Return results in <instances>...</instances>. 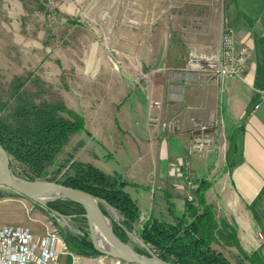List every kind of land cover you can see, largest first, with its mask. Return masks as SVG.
<instances>
[{"label": "crops", "instance_id": "0c3cea01", "mask_svg": "<svg viewBox=\"0 0 264 264\" xmlns=\"http://www.w3.org/2000/svg\"><path fill=\"white\" fill-rule=\"evenodd\" d=\"M152 1L140 14L145 24L138 27L137 45L126 43L136 48L137 70L124 69L122 79L137 74L142 81L126 82L122 96L129 102L95 105L88 126L76 104L66 103L82 117L90 139L88 156L76 150L73 157L119 174L130 183L124 190L140 213L168 223V209L183 210L190 184L185 170L191 171L208 181L204 199L234 228L239 247L257 249L264 259V0H167V8ZM224 30L247 49L241 79L215 77L204 65L218 56ZM149 100L158 106L150 107ZM149 115L156 122L149 123ZM194 121L209 125L211 140L188 152ZM160 122L169 124L164 133ZM30 202L0 193V227L42 235L49 220ZM77 258L78 264H109L104 255ZM56 264L74 262L61 253Z\"/></svg>", "mask_w": 264, "mask_h": 264}, {"label": "rangeland", "instance_id": "374dc122", "mask_svg": "<svg viewBox=\"0 0 264 264\" xmlns=\"http://www.w3.org/2000/svg\"><path fill=\"white\" fill-rule=\"evenodd\" d=\"M152 3V0H0V117L11 119L16 104L23 100L35 104L61 103L65 108L66 103H74L88 126L89 110L95 105H115L123 99L129 102L122 96L126 82L130 81L131 86L142 81L137 74L133 80L122 79L124 69L137 70L133 62L136 48L128 49L126 43L137 45L138 27L142 29L145 24L140 14ZM161 5L167 8V0H162ZM122 35H129L128 40ZM61 114L66 116L64 112ZM149 118L153 117L149 115ZM148 121L152 123L151 119ZM165 130L162 128L161 132ZM88 141L84 131L70 134L55 154V162L63 163L64 167L69 160L80 161L73 157L76 150L80 157L88 156ZM63 167L53 174L55 166H49L45 177H34L12 159L15 176L24 181L29 177L61 180ZM0 193L17 195L2 185ZM30 203L45 212L57 229L85 235L90 241L86 220L75 209L58 205L64 210L57 212L65 216L68 224L65 226L44 207ZM103 216L112 226V217ZM220 232L225 233L222 229ZM126 243L131 248L138 245L128 235ZM211 246L231 264L238 263V252L222 238H217ZM104 248L109 249L106 245ZM105 260L109 264H126L109 256Z\"/></svg>", "mask_w": 264, "mask_h": 264}, {"label": "trees", "instance_id": "16d2710c", "mask_svg": "<svg viewBox=\"0 0 264 264\" xmlns=\"http://www.w3.org/2000/svg\"><path fill=\"white\" fill-rule=\"evenodd\" d=\"M79 131L88 135L83 128L82 117L63 104H35L23 100L16 104L11 119L0 117V146L34 177H45V169L49 166H55L53 174L60 172L63 163L55 162V154L66 143L70 134ZM63 168L65 170L58 182L68 183L104 200L117 215L118 224L111 221V227L118 237L126 242V232H133L163 261L174 264H231L211 246L217 238H222L238 252L240 259L237 264H264L257 249L246 253L239 247L234 228L218 217L212 206L206 203L204 191L208 188V182L201 177L196 178L197 186L192 201L185 200L181 212L168 209L171 222L149 215L147 221L140 223L141 213L135 201L124 190L130 183L119 174H107L90 163L80 161L69 160ZM60 204L75 209L79 216L83 214L80 205L70 200L48 201L44 208L48 212L56 210L64 213V210L58 208ZM97 204L104 215L111 216L103 204ZM221 229L225 232L224 235L221 234ZM58 232L70 252L85 257L102 255L93 248L85 235L80 236L59 228ZM136 246L132 247L136 252L145 254L140 246Z\"/></svg>", "mask_w": 264, "mask_h": 264}, {"label": "built area", "instance_id": "2783aa9c", "mask_svg": "<svg viewBox=\"0 0 264 264\" xmlns=\"http://www.w3.org/2000/svg\"><path fill=\"white\" fill-rule=\"evenodd\" d=\"M247 57L246 47L236 46L230 31L224 30L220 36L218 56L209 58L203 63L215 77L241 79ZM260 100L264 103V89L260 91ZM158 104V101H152L149 106H158ZM150 119L152 123L156 122V119L148 117V120ZM158 125L161 129H169L168 122H160ZM208 126L200 122H193L194 134L188 152L198 151L209 144L211 139L207 134ZM185 178L190 183L185 200L192 201L197 186L195 182L197 177L191 171L185 170ZM30 208L31 206L26 210L29 211ZM139 219L140 223L145 222L148 220V215L143 213ZM140 223L138 227H140ZM48 224L44 233L37 236L20 226L6 225L0 227V264H56L57 257L61 253H69L74 264H78V255L67 249L58 229L50 221ZM257 237L263 239L260 232L257 233Z\"/></svg>", "mask_w": 264, "mask_h": 264}, {"label": "water", "instance_id": "95a60500", "mask_svg": "<svg viewBox=\"0 0 264 264\" xmlns=\"http://www.w3.org/2000/svg\"><path fill=\"white\" fill-rule=\"evenodd\" d=\"M0 185L5 186L17 196L38 204L42 207L46 202L56 199L70 200L77 203L83 210L82 216L86 220L89 228L90 242L95 250L104 256H109L117 261L126 264H174L159 259L147 245L142 243L133 232H126L132 237L136 243L145 251L140 254L132 249L126 242L122 241L118 235L112 230L109 222L101 213L97 202L103 204L110 212L113 221L118 224V218L111 206L104 200L98 199L74 186L52 180H21L18 179L12 169V159L6 151L0 146ZM94 206V209L92 208ZM61 223L68 226L65 216L57 211H51ZM92 230H94L101 238H103L106 246L99 247L93 240Z\"/></svg>", "mask_w": 264, "mask_h": 264}, {"label": "bare ground", "instance_id": "6f19581e", "mask_svg": "<svg viewBox=\"0 0 264 264\" xmlns=\"http://www.w3.org/2000/svg\"><path fill=\"white\" fill-rule=\"evenodd\" d=\"M92 208L94 209V206L92 205ZM109 221V220H108ZM92 236L94 242L99 246V247H104L106 243L104 242L103 238H101L94 230H92Z\"/></svg>", "mask_w": 264, "mask_h": 264}]
</instances>
